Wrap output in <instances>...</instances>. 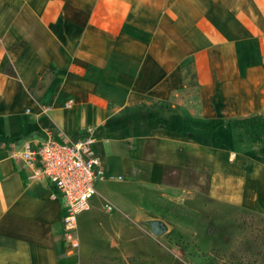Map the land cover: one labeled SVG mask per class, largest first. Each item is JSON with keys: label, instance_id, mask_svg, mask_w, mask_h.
<instances>
[{"label": "crops", "instance_id": "0c3cea01", "mask_svg": "<svg viewBox=\"0 0 264 264\" xmlns=\"http://www.w3.org/2000/svg\"><path fill=\"white\" fill-rule=\"evenodd\" d=\"M253 116L264 117V0H0V264H81L63 198L23 152L90 126L107 175L202 173L208 199L264 216V144L240 143L233 159L198 130Z\"/></svg>", "mask_w": 264, "mask_h": 264}, {"label": "rangeland", "instance_id": "374dc122", "mask_svg": "<svg viewBox=\"0 0 264 264\" xmlns=\"http://www.w3.org/2000/svg\"><path fill=\"white\" fill-rule=\"evenodd\" d=\"M196 94L194 89L191 101L197 104ZM233 121L225 120L216 132L198 123V130L209 134L211 146L236 154ZM134 137L126 142L127 157L138 147ZM102 155L108 157L105 147ZM146 178L139 169L131 177L118 171L100 185L81 218V264H264V216L208 199V175L179 171L161 182ZM108 203L113 211H105ZM153 220L167 224L168 233L156 236Z\"/></svg>", "mask_w": 264, "mask_h": 264}, {"label": "built area", "instance_id": "2783aa9c", "mask_svg": "<svg viewBox=\"0 0 264 264\" xmlns=\"http://www.w3.org/2000/svg\"><path fill=\"white\" fill-rule=\"evenodd\" d=\"M71 106L72 103H69L66 108ZM85 132L81 138L61 142L50 135L39 146L26 144L23 152L26 163L36 168L34 177L49 181L55 192L54 198H63L64 235L75 253L81 247L79 217L92 208V200L98 194L96 185L109 178L97 154L96 128L90 126ZM232 157L235 159L236 155ZM106 210L113 211L114 206L108 203Z\"/></svg>", "mask_w": 264, "mask_h": 264}, {"label": "trees", "instance_id": "16d2710c", "mask_svg": "<svg viewBox=\"0 0 264 264\" xmlns=\"http://www.w3.org/2000/svg\"><path fill=\"white\" fill-rule=\"evenodd\" d=\"M6 74L13 78L18 77L16 71L11 65L6 68ZM224 124V121H213L211 123L212 132L218 131L221 129ZM233 133L236 137L237 146L240 143H262L264 144V117L262 116H253L247 119L235 120L232 123ZM239 148V147H238Z\"/></svg>", "mask_w": 264, "mask_h": 264}, {"label": "water", "instance_id": "95a60500", "mask_svg": "<svg viewBox=\"0 0 264 264\" xmlns=\"http://www.w3.org/2000/svg\"><path fill=\"white\" fill-rule=\"evenodd\" d=\"M151 231L158 237L166 235L168 233V226L160 220H153L150 223Z\"/></svg>", "mask_w": 264, "mask_h": 264}]
</instances>
